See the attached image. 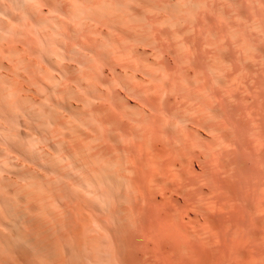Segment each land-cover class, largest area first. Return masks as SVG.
<instances>
[{"label":"bare ground","instance_id":"obj_1","mask_svg":"<svg viewBox=\"0 0 264 264\" xmlns=\"http://www.w3.org/2000/svg\"><path fill=\"white\" fill-rule=\"evenodd\" d=\"M0 264H264V0H0Z\"/></svg>","mask_w":264,"mask_h":264}]
</instances>
